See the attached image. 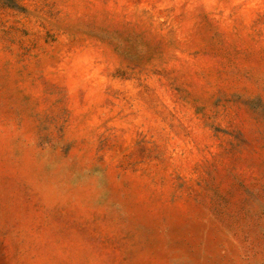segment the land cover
<instances>
[{"label": "rangeland", "instance_id": "1", "mask_svg": "<svg viewBox=\"0 0 264 264\" xmlns=\"http://www.w3.org/2000/svg\"><path fill=\"white\" fill-rule=\"evenodd\" d=\"M0 264H264V0H0Z\"/></svg>", "mask_w": 264, "mask_h": 264}]
</instances>
